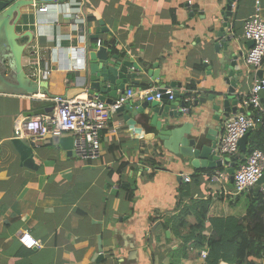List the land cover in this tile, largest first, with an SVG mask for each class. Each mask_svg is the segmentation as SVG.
<instances>
[{"label": "crops", "instance_id": "obj_1", "mask_svg": "<svg viewBox=\"0 0 264 264\" xmlns=\"http://www.w3.org/2000/svg\"><path fill=\"white\" fill-rule=\"evenodd\" d=\"M34 3L26 9L27 26L16 29L32 34L19 42L27 43L22 64L37 91L12 89L11 69L5 68L10 61L0 62V264H235L229 262L233 245L224 242L211 261L206 242L196 246L195 240L187 241L189 228L178 220L199 202L206 207L204 239L213 234L228 237L229 232L223 231L229 228L228 220L241 221L249 203V192L233 191L228 164L214 170L195 169L190 159L177 158L164 148L156 126L137 124L142 132L131 133L123 114L117 112L101 131L99 157L91 160L80 159L73 150L68 154L42 136L22 133L18 122L28 111L48 113L52 97L83 92L86 88L79 84L88 65L84 50L89 42L92 46L100 42L114 53H129L145 70L158 64L159 83L138 73L127 79L124 92L129 87L147 89L174 82L170 87L180 98L185 96L181 100L188 108L183 121L192 125L186 137L205 144L210 142L208 130L218 128V141L224 120L234 113L217 119L212 108L215 100L235 99L238 110L242 108L239 98L256 78H264V62L257 69L245 64L251 42L242 37L248 18H264V0H235L230 15L225 14L226 0ZM41 6H47V11H39ZM223 17H227V34L233 36L234 52H242L232 94L218 65L228 52L222 43L219 54L213 46L220 39L215 34ZM97 28L103 31L97 34ZM93 34L97 40L90 37ZM36 55L38 65L32 63ZM39 81L45 85L42 92ZM259 96L264 109V87ZM129 100L143 103L137 96ZM254 118L256 126L249 132L246 152L235 161L237 167L250 142L264 150V111ZM15 139L32 145L31 161L21 159ZM216 171L226 172L227 177L212 183L209 176ZM184 174L190 175V182ZM186 222L194 224L195 216L189 214ZM25 234L40 245L26 248L20 242ZM247 260L264 264V253Z\"/></svg>", "mask_w": 264, "mask_h": 264}, {"label": "water", "instance_id": "obj_2", "mask_svg": "<svg viewBox=\"0 0 264 264\" xmlns=\"http://www.w3.org/2000/svg\"><path fill=\"white\" fill-rule=\"evenodd\" d=\"M40 0H35V4ZM235 0H226L225 14L230 15L233 2ZM33 0H0V62L8 59L10 63L5 68L11 69L12 79L10 84L12 89H20L23 92L34 93L37 91L38 85L33 83L32 79L27 75L22 64V57L27 47V43H20L19 40L23 36L31 38L30 31L19 33L16 29L18 25L27 26L28 14L27 7H31ZM223 14V11L221 12ZM227 17H223V23L216 36L220 39L215 41L213 46L216 53H220L218 48L221 43L224 53L219 59V72L229 83L228 92L232 94L237 87L238 79L235 78V71L239 70L238 58L242 56V52L238 54L234 52V47L231 45L232 37L228 33ZM103 31L97 28L96 33ZM97 34L90 36L97 40ZM89 37V38H90ZM90 38V39H91ZM252 44V41H250ZM84 50V54L88 58L87 70L79 84L80 88L95 96L97 99L106 103L113 102L119 98L127 85V79L135 77L138 73H146L148 78L155 83H159V67L153 63L150 68L145 70L139 65L129 53L122 56L120 53H114L107 46L95 45L89 42ZM228 48V50H227ZM162 76H165L164 74ZM261 76V75H260ZM134 81V80H133ZM135 82V81H134ZM174 82H170L165 87L174 86ZM179 85V84H178ZM39 91H43L44 83L39 81ZM221 96V95H220ZM186 103L181 100L180 94L175 93L173 100H167V95H164L160 100L152 102L143 101L141 104H133L128 99L118 109L117 113L123 114L122 120L126 126L130 128L131 133L142 132V129L137 124H150L156 126L158 133L157 137L163 142V146L167 151L177 158L190 159L189 164L195 169L214 170L221 167L223 164H228L227 172L231 181L233 180L234 163L241 154L246 152L249 132L245 133L238 141V152L234 155L221 157L217 154V130H208L207 138L210 142L199 144L195 138H187L185 134L190 133L192 125L190 122L183 121L184 113L179 109L185 107ZM216 111V118L227 116L229 113L243 111L242 108L236 107V100H229L228 97H220L216 99L213 107ZM52 107L49 108L51 111ZM40 110H32L25 112V117L29 118L38 115ZM130 113V114H129ZM49 142L57 143L65 149L68 154L73 150V136L69 133L61 135L46 134L41 137ZM13 145L20 154L21 159L32 160L31 151L32 145L29 146L19 139L13 140ZM195 145H197L195 147ZM264 182V173L257 180L254 192H258V187Z\"/></svg>", "mask_w": 264, "mask_h": 264}, {"label": "built area", "instance_id": "obj_3", "mask_svg": "<svg viewBox=\"0 0 264 264\" xmlns=\"http://www.w3.org/2000/svg\"><path fill=\"white\" fill-rule=\"evenodd\" d=\"M47 9V6L38 8L43 12ZM242 37L252 41L244 55L245 64L254 69L259 68L264 62V18L258 15L248 18L244 22ZM32 63L39 64L37 55ZM36 72L40 74L41 70L36 69ZM263 87L264 78H256L249 92L239 98L243 111L231 114L224 120L223 132L216 146L217 154L221 159L236 154L240 138L256 126L254 113L264 111L259 96ZM175 93L177 92L173 88L165 86H151L147 89L129 87L111 103L101 101L87 91L70 97L55 96L52 97L51 111L20 119L18 128L22 133L32 137L69 133L73 136V152L77 157L83 160L96 159L101 153V131L108 126L111 116L126 100L137 96L143 101L152 102L160 100L164 95H167V100H173ZM179 109L183 113L188 112L187 106ZM263 173L264 151L254 148L234 169L233 191L236 194H242L254 190L257 180ZM225 177H227L226 172L216 171L210 175V182L217 183L216 181ZM183 179L190 182L191 177L184 174ZM258 192L264 195V182L259 185ZM20 242L29 249L40 245L29 234L21 237ZM202 255L205 256L206 251Z\"/></svg>", "mask_w": 264, "mask_h": 264}, {"label": "trees", "instance_id": "obj_4", "mask_svg": "<svg viewBox=\"0 0 264 264\" xmlns=\"http://www.w3.org/2000/svg\"><path fill=\"white\" fill-rule=\"evenodd\" d=\"M184 97L181 98L183 99ZM256 114L258 113H254V117H256ZM254 148L262 149V146H253L250 142L246 154ZM236 167L237 162L235 163V168ZM247 196L249 197V203L245 215L239 222L235 219L228 220L227 225L229 228L223 229V231L229 232V235L225 240L223 234H213L208 239H204L205 233L203 230L206 219V207L204 205L202 206L199 202L193 203V207L195 208L194 211H185L178 219L180 225L188 226L189 228V232L186 234L189 237L187 241L195 240L196 246L201 245L202 242H206L209 249L208 256L211 261L216 260L215 255L219 254L224 242H227L234 247L233 254H231L232 256L229 259V262L231 263L251 264V262H248L247 260L248 257L254 256V258H260L264 253V195L260 192L254 193V190H252ZM189 214L195 216L196 222L194 224H188V222H186V217Z\"/></svg>", "mask_w": 264, "mask_h": 264}, {"label": "rangeland", "instance_id": "obj_5", "mask_svg": "<svg viewBox=\"0 0 264 264\" xmlns=\"http://www.w3.org/2000/svg\"><path fill=\"white\" fill-rule=\"evenodd\" d=\"M246 193L242 194V195H245Z\"/></svg>", "mask_w": 264, "mask_h": 264}]
</instances>
